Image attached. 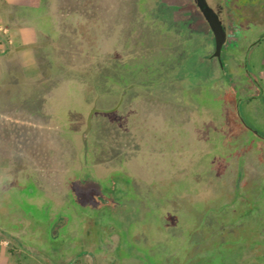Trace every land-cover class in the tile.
Segmentation results:
<instances>
[{
  "label": "rangeland",
  "instance_id": "obj_1",
  "mask_svg": "<svg viewBox=\"0 0 264 264\" xmlns=\"http://www.w3.org/2000/svg\"><path fill=\"white\" fill-rule=\"evenodd\" d=\"M192 2L42 4L0 264H264V0Z\"/></svg>",
  "mask_w": 264,
  "mask_h": 264
},
{
  "label": "crops",
  "instance_id": "obj_2",
  "mask_svg": "<svg viewBox=\"0 0 264 264\" xmlns=\"http://www.w3.org/2000/svg\"><path fill=\"white\" fill-rule=\"evenodd\" d=\"M44 2L45 0H0V25L7 29L0 34V130L7 128V119L12 120L14 115H24L23 103L13 102V99L22 102L31 80L30 75L39 68L34 48L29 42L37 32L36 20L44 14L45 9L41 8ZM222 7L225 16L231 17L232 12L225 6ZM5 141L6 138L0 135L1 145ZM3 249L4 246L0 244V259L5 255Z\"/></svg>",
  "mask_w": 264,
  "mask_h": 264
},
{
  "label": "water",
  "instance_id": "obj_3",
  "mask_svg": "<svg viewBox=\"0 0 264 264\" xmlns=\"http://www.w3.org/2000/svg\"><path fill=\"white\" fill-rule=\"evenodd\" d=\"M195 5L204 16L206 23L212 33L214 50L213 55L219 56L221 47L225 40L224 26L218 19L217 14L207 5L205 0H195ZM90 124L88 118V126Z\"/></svg>",
  "mask_w": 264,
  "mask_h": 264
},
{
  "label": "flooded vegetation",
  "instance_id": "obj_4",
  "mask_svg": "<svg viewBox=\"0 0 264 264\" xmlns=\"http://www.w3.org/2000/svg\"><path fill=\"white\" fill-rule=\"evenodd\" d=\"M223 8L221 4L219 3H216L214 8L212 9L216 14L217 16L219 15V12H220V9ZM253 43H255V41H253Z\"/></svg>",
  "mask_w": 264,
  "mask_h": 264
},
{
  "label": "built area",
  "instance_id": "obj_5",
  "mask_svg": "<svg viewBox=\"0 0 264 264\" xmlns=\"http://www.w3.org/2000/svg\"><path fill=\"white\" fill-rule=\"evenodd\" d=\"M6 31L7 29L3 25H0V34L5 33Z\"/></svg>",
  "mask_w": 264,
  "mask_h": 264
},
{
  "label": "trees",
  "instance_id": "obj_6",
  "mask_svg": "<svg viewBox=\"0 0 264 264\" xmlns=\"http://www.w3.org/2000/svg\"><path fill=\"white\" fill-rule=\"evenodd\" d=\"M192 5L195 6L193 2H192ZM197 10H198V9H197ZM211 39H213V38H212V35H211ZM261 213H262V211H261ZM261 213H260V214H261ZM261 216L263 217L264 215H261Z\"/></svg>",
  "mask_w": 264,
  "mask_h": 264
}]
</instances>
